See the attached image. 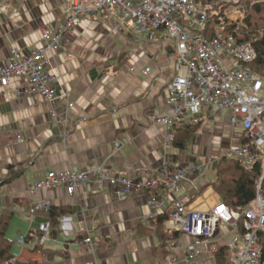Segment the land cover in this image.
Wrapping results in <instances>:
<instances>
[{"label":"crops","instance_id":"obj_1","mask_svg":"<svg viewBox=\"0 0 264 264\" xmlns=\"http://www.w3.org/2000/svg\"><path fill=\"white\" fill-rule=\"evenodd\" d=\"M116 15L112 10L84 19L47 65L56 92L67 93L75 104L66 135L47 100L17 95L26 80L0 86V218L10 212L6 236L15 264H227V246L237 232L231 225L205 242L199 257L188 258L192 237L171 228L163 211L152 215L147 191L119 199L109 184L73 194L64 187L32 190L51 170L102 165L111 175L141 177L146 168L171 158L204 164L178 193L187 205L208 210L222 200L212 184L216 165L240 144L243 131L233 128L225 113L205 107L196 122L201 133L183 150L165 149L163 126L154 119L168 113L165 86L174 75V46L134 28L115 29ZM65 17L63 0H0V63L15 58L13 50L24 56L38 47L43 29H57ZM99 18H109L112 26ZM147 66L151 71L144 74ZM62 104L57 103L59 114ZM15 171L22 173L11 178ZM40 201L50 208L37 210L30 221L28 211ZM14 222L28 227L25 233L16 229L12 238ZM45 222L53 224L54 236L40 243L43 250L35 249L37 242L26 236ZM21 237L24 243L18 242Z\"/></svg>","mask_w":264,"mask_h":264},{"label":"built area","instance_id":"obj_2","mask_svg":"<svg viewBox=\"0 0 264 264\" xmlns=\"http://www.w3.org/2000/svg\"><path fill=\"white\" fill-rule=\"evenodd\" d=\"M63 1L66 17L57 29L45 27L38 47L24 56L13 50L15 58L0 63V86L26 80V84L16 88L17 95L39 96L47 100L51 104L50 115L64 127L63 134L66 135L70 127V111L75 104L67 93L56 92L55 77L49 73L47 65L62 49L65 37L84 19L102 17L115 10V29L126 32V26L134 28L149 39L165 37L174 46V75L165 86L168 113L154 119L163 126V147H173L177 137L176 125L185 121L195 124L207 107L213 114L225 113L229 124L243 131L240 144L229 154L246 170L262 160V176L257 182L255 204L245 207L242 212L232 210L222 200L208 210H197L178 196L183 183L193 173L205 169L204 164L190 159L164 158L159 166L146 168L141 177L111 175L102 165L69 168L62 172L51 170L33 184L32 190L51 191L64 187L73 194L85 186L109 184L116 188L119 199L147 191L146 203L152 215L168 209L171 228L192 237V253L188 258L199 257L200 247L218 236L222 226L231 225L237 232L227 246V264H264L259 241V234L264 231V74L244 66L257 59L254 46L221 30L212 37L204 35L201 31L207 25L209 7L195 0ZM226 16L239 22L243 13L240 7H234L229 13L226 11ZM150 71L151 67L147 66L143 73ZM59 102L63 103L62 114L57 110ZM49 208L48 203L38 202L29 209V220L33 221L37 210ZM240 220L244 231H240ZM39 230L42 233L40 243H45L50 237V222L42 223ZM18 242L24 243L25 239L21 237ZM86 242L92 244L89 238ZM16 260L17 257L13 256L6 264H15Z\"/></svg>","mask_w":264,"mask_h":264},{"label":"trees","instance_id":"obj_3","mask_svg":"<svg viewBox=\"0 0 264 264\" xmlns=\"http://www.w3.org/2000/svg\"><path fill=\"white\" fill-rule=\"evenodd\" d=\"M195 1L209 7L207 25L201 32L207 37H212L217 30H221L226 35L234 34L238 41L250 42L257 51V59L244 66L253 72L264 74V0L258 2L251 0H242L239 2L228 0ZM240 3L243 5L240 6ZM230 7H240L243 12L241 21L236 22L227 18L226 11ZM197 127L198 124L196 123L186 127L176 125L177 137L173 146L180 150L185 149L192 140L194 130ZM10 169H13V166ZM215 170L216 179L212 184L215 190L221 195L222 201L232 210L242 212L245 207L255 204L257 182L262 176V160H258L250 170H246L236 158L223 156L219 159ZM21 173L22 171H15L12 173L11 178L19 176ZM7 181L5 180L3 183ZM262 192L264 194V179L262 182ZM8 213L3 214L0 218V264H6L13 257L11 253L12 243L6 236L10 217ZM163 214L168 219L170 218V212L168 210L163 211ZM238 224L240 231H244L242 220ZM179 232L177 234H180ZM41 236V231L35 232L31 230L26 236V240L37 242L35 249L43 250L40 245ZM50 236H54L52 223ZM259 241L262 246V260L264 262V231L260 232Z\"/></svg>","mask_w":264,"mask_h":264},{"label":"rangeland","instance_id":"obj_4","mask_svg":"<svg viewBox=\"0 0 264 264\" xmlns=\"http://www.w3.org/2000/svg\"><path fill=\"white\" fill-rule=\"evenodd\" d=\"M235 2V1H234ZM240 6L241 5H243L242 3H240L239 4ZM232 9H234V7H230L228 10H227V13H229ZM243 13V12H242ZM99 20H102V21H100V22H103V24H109V26H112L111 24V21H109L110 19L109 18H99ZM107 22V23H106ZM207 109H209V108H207ZM200 134L201 133V127L199 126V127H197L196 128V130H194V136L192 137V140L195 138V136L197 135V134ZM179 137V136H178ZM191 142V141H190ZM189 142V143H190ZM19 227H21L22 228V230H23V232L25 233L26 232V229H27V227H28V225H26V223L24 222L23 223V226H20V225H17L15 222L13 223V224H11V226H10V237H12V238H14V237H16V229H18ZM216 235V234H215Z\"/></svg>","mask_w":264,"mask_h":264}]
</instances>
